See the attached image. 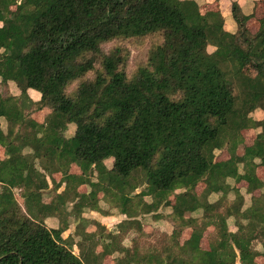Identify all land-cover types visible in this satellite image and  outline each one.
<instances>
[{"label": "trees", "instance_id": "trees-1", "mask_svg": "<svg viewBox=\"0 0 264 264\" xmlns=\"http://www.w3.org/2000/svg\"><path fill=\"white\" fill-rule=\"evenodd\" d=\"M256 9L257 3L246 15L233 2L237 30L230 33L220 12L203 14L194 0H0V264H103L98 234L80 225L76 255L62 236L68 225L50 229L45 222L100 212L101 195L128 218L118 234L140 225V215L162 219V208L171 209L167 219L176 227L177 251L136 260L106 246L105 254H128L119 264H258L252 243L264 238V182L257 176L264 122L251 115L264 108V17L257 33L248 29ZM148 39L145 62L129 73L125 44ZM250 66L255 79L247 76ZM246 81L253 96L238 92ZM43 109L50 113L40 122L33 115ZM69 125L76 131L67 137ZM259 127L254 146L240 156L242 132ZM224 151L230 158L218 161ZM72 166L80 173H70ZM228 180L260 195L245 208L240 188ZM213 194L219 199L211 203ZM198 211L202 224L188 218ZM231 215L236 233L227 225ZM209 225L217 237L204 250ZM182 228L194 230L180 245Z\"/></svg>", "mask_w": 264, "mask_h": 264}, {"label": "rangeland", "instance_id": "rangeland-1", "mask_svg": "<svg viewBox=\"0 0 264 264\" xmlns=\"http://www.w3.org/2000/svg\"><path fill=\"white\" fill-rule=\"evenodd\" d=\"M220 0H214L213 2L209 3L207 6H204L202 8V13L203 14H207L209 12H213L214 11H218L221 12L223 10L222 8V4L221 2H219ZM217 3H220L219 5H217ZM212 7V9H210L209 7ZM207 8V9H206ZM152 40L148 39V40H143V41H138V42H134V43H127L125 44V46L128 47V49L130 50V58H129V63H128V72L131 73L133 71L136 70V68H138V66H140L142 63L145 62L148 51L150 49V44H152ZM109 47L106 46L105 49H108ZM209 52H213L214 49L212 47H210ZM253 68V70H252ZM246 73L247 76L252 78H256L257 77V72L254 69L253 66L247 67L246 68ZM247 84L245 85H240V88L238 90L239 93H241L242 96L246 95V96H253V90L251 88L252 86V82L251 81H246ZM10 91L12 94H19L17 88L15 87V85H11L10 87ZM32 98L35 101H38L41 98V95L38 93H31ZM250 98V97H249ZM50 113V110L48 109H43L42 111L39 112H35L34 113V118L40 122H43L45 117ZM3 127L5 128L7 125L5 124V122H2ZM76 131V126L74 125H69L68 126V130L66 132V136L70 137L71 135H73ZM59 132L61 133V130L59 129ZM3 149L0 148V157L2 158V152ZM228 157V154H224V153H218L217 158H221V160L225 159ZM219 160V159H218ZM105 164L108 168H111L113 165V159L107 160L105 161ZM241 171H242V167H241ZM72 174H79L80 171L76 166H72L71 168V172ZM57 177L55 178L56 181H59L61 179V176L56 175ZM50 184H51V180L50 178L48 179ZM228 184L230 185H234V181L233 180H228ZM230 185V186H231ZM52 186V184H51ZM71 187V186H69ZM244 187V186H243ZM66 186L63 185V187L58 191V193L60 192L61 194L63 193V191H65ZM146 187H142L140 189L137 190L136 193H141L143 194L144 189ZM206 188V184L205 182H202L196 189L197 193H201L202 191H204ZM89 189V187H81L80 191L81 193L87 192ZM240 190L242 191V186H240ZM16 192V197L20 203V205L24 208V203L23 200L21 198V193L20 191H15ZM245 195V206L249 207L251 204V198L250 196H248L245 192V190L242 191ZM70 193V192H69ZM146 193V191H145ZM51 194L50 192H47L46 196H49ZM72 194V193H70ZM101 201H100V212H96V211H92L89 209L84 210V213L78 218V217H68L67 218V222L60 220L58 217H53V218H48L46 219V225L48 228L50 229H57V228H61L62 226H65L66 224L68 225V229L63 233V238L64 239H69L70 243H74V247H73V252L76 255H80V249L78 247L79 243L82 241V237H80L79 235H77L76 230L77 228L82 225L84 226L86 229V232L88 234H98V236H100V241L102 244L98 245V247L96 248L97 253L99 254V256L102 255L103 259V264H119L120 260H123L125 262V259L127 260V258L130 256L134 257L137 260L138 258L142 259L144 257H148L150 255H155V254H165L167 252L168 249H171L173 251H177V247L176 245H178V241L175 239V237L173 236L174 232H175V225L172 222V220H168L167 219V215L171 213V209L170 208H162L159 212V214H163V218L160 220H156L153 215H140L137 220L138 223L140 225H136L133 226V228H128V226L123 229L121 231V234H118V230H119V224L125 220H127L128 218L124 215H121L116 209H111L110 207L112 206L110 203H108L106 200H103V196L101 195ZM219 199V197L217 195H211L208 200L211 203L216 202ZM229 202H232L233 200H235L234 197V193H230V195L228 196ZM50 199L46 198V201H49ZM145 200L147 202H151V199L149 197H145ZM73 201H70L67 204V207L65 208L66 214L64 217H66L69 213L72 211L73 209ZM223 205V204H222ZM225 206H228L227 203H225L222 207H221V213L225 210ZM78 207H81L80 204H78ZM110 212V213H109ZM203 211H198L196 213H193V215H190L188 218H194L197 219L199 221L200 224L203 223ZM82 220H84V222L82 223ZM65 222V223H64ZM235 222L236 219L234 218H229L228 219V225L230 227V229H236L235 228ZM105 228V229H103ZM190 229L193 231L194 229L192 228H182V236L180 237L179 242L180 243H184L185 241H187L190 237L192 232H190ZM99 231L102 232V235H99ZM207 237L209 236V241L210 243H212V241H214L216 239V235H217V230L216 228L210 227L208 228V230H206ZM116 236L115 237H112ZM110 237H112V239H110ZM103 239H106V244L105 242H103ZM175 242V243H174ZM176 244V245H175ZM108 247H120V248H124L125 251L129 252V256L128 254H126V252L124 253H114V254H105V249ZM202 246L204 248L207 247V243L206 241H203ZM257 247V245H256ZM129 257V259H130Z\"/></svg>", "mask_w": 264, "mask_h": 264}, {"label": "crops", "instance_id": "crops-1", "mask_svg": "<svg viewBox=\"0 0 264 264\" xmlns=\"http://www.w3.org/2000/svg\"><path fill=\"white\" fill-rule=\"evenodd\" d=\"M197 2V4L200 6L201 8V11H202V8L204 6H207L209 3L213 2L214 0H194ZM218 1V0H217ZM219 2H221L222 4V8L223 10L220 12L222 17L224 18V21H225V24H224V29L227 31V32H230V33H235L236 30H237V27H236V24L233 20V17H232V3L233 2H237L240 7L242 8V10L244 11V13L246 15H250L253 13L254 11V6L255 4L257 3V9L255 11V17L253 19H251L249 22H248V29L253 33H257L258 30H259V27H260V20L264 17V0H220ZM220 3H217V5H219ZM210 9H212V7L210 6L209 7ZM207 9V8H206ZM214 11V10H213ZM253 70V68H252ZM34 92V93H38L37 91L35 90H29L28 93L29 95L31 96V93ZM40 94V93H38ZM32 98V96H31ZM33 99V98H32ZM34 100V99H33ZM251 117L253 118V120L257 123H261V122H264V108L260 107L258 109H256ZM263 128L262 127H259V128H250V129H246L242 132L243 134V138H244V141L243 143L239 146V150H238V154L241 156L245 153V150L247 148H250L252 146H254L255 142L257 141V137L259 134L262 133V130ZM224 154H228V157L223 159V160H228L230 158V154L227 152V151H224L222 152ZM219 159L218 161H223L221 160V158H217ZM257 164L260 163V160H257L256 161ZM241 167H239L240 169V173H242L243 171H241ZM242 170H243V167H242ZM257 176L258 178L264 182V167H259L257 169ZM234 181V180H233ZM227 183H229L227 181ZM231 185V184H230ZM232 187L236 186L238 188H240V186H242V191L245 190L246 194L248 196H250V198L253 197V195L255 196H258L260 195V192L259 191H256L254 194H248L247 193V183L242 181L240 183H236L234 181V185H231ZM244 186V187H243ZM241 191V190H240ZM241 191L242 195L244 196V199L245 198V195L244 193ZM202 193V192H201ZM245 203V202H244ZM245 208H247L245 206ZM229 218H234L236 219V217L234 215H231L227 218V225H228V219ZM157 220H160V219H157ZM246 224V223H245ZM237 225V219H236V222H235V230L234 229H230L229 225H228V228H229V231L232 232V233H236L238 231V227L236 226ZM210 227H213L215 228V226L213 225H209L206 227L205 229V232H204V235H203V239L201 240V248L204 249V250H208L209 249V246H210V241H209V236L207 237V235L205 234L206 233V230H208V228ZM193 229V228H192ZM88 230V229H86ZM190 232L193 233V231L190 229ZM192 235V234H191ZM182 236V234H181ZM180 236V237H181ZM180 237H179V240H180ZM217 237V235H216ZM203 241H206L207 243V247L204 248L202 246V243ZM185 243V242H184ZM184 243H180V245H183ZM257 245V247H256ZM252 249L259 254L256 262L258 264H264V238L263 237H260L258 239H255L252 243ZM238 253V251H237ZM114 254V253H113ZM239 261V260H238ZM237 264H240L239 262Z\"/></svg>", "mask_w": 264, "mask_h": 264}]
</instances>
